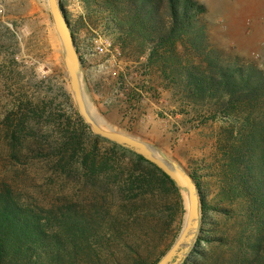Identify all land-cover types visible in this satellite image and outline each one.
<instances>
[{"label":"rangeland","instance_id":"374dc122","mask_svg":"<svg viewBox=\"0 0 264 264\" xmlns=\"http://www.w3.org/2000/svg\"><path fill=\"white\" fill-rule=\"evenodd\" d=\"M99 1L106 0H59L70 22L91 107L104 121L105 128L135 136L165 153L194 173L209 200L215 196L213 203L229 209L227 214L209 212L215 225L204 224L200 215L196 237L180 264H246L251 255L245 256L237 248L236 232L243 230L247 202L240 196L230 201L227 195H224L225 201L218 200V171L229 158L225 152L238 141L235 135L239 126L244 124L257 132L260 129L264 139V106L236 109L230 117L218 112L215 118L206 119L211 115L209 104L188 97L181 80L185 76L174 71L178 65H172L170 60L173 54L158 49L157 54L152 55L153 63L148 66L149 47L144 51L136 50V41L132 43L134 47H121L118 35L105 28L107 22H103ZM125 1L119 0L118 4L127 15ZM197 1L206 9L199 16L205 25V37L198 42L201 48H208L224 60L240 58L264 66V0ZM99 36L111 40L121 67L143 68L148 94L142 103L137 100L130 120L114 113L112 107L104 110L99 105L101 96L96 93L95 83L104 78L110 81L106 72L99 71V63L104 60L96 49ZM185 46L191 47L189 43L177 44L176 54L188 59L186 63L183 61L185 64H198L201 61L198 50H189L186 54ZM50 103L60 106L70 117L79 114L48 4L46 0H0V179H8L18 191L30 197L34 195V199L45 206L54 198H66L88 208L92 205L94 187L89 177H85V168L77 163L63 171L54 169L53 163L62 154L52 147L62 141L63 132L54 122L49 124L44 118L38 120L33 115V111ZM17 126L22 127L21 131L15 132ZM259 143L261 150L252 151L251 161L264 154V140ZM99 144L102 148L111 146L105 140ZM243 154L246 155V151ZM244 171L252 180L257 178L253 169ZM256 206L261 210L255 218L264 221V205ZM207 235L226 242L201 240L198 248L208 254V260L192 250L197 237Z\"/></svg>","mask_w":264,"mask_h":264},{"label":"trees","instance_id":"16d2710c","mask_svg":"<svg viewBox=\"0 0 264 264\" xmlns=\"http://www.w3.org/2000/svg\"><path fill=\"white\" fill-rule=\"evenodd\" d=\"M118 2H98L105 28L118 35L123 48L134 47V41L138 42L136 50L149 47L148 66L158 49L173 54L170 60L178 65L174 71L185 76L181 80L188 97L209 104L211 115L206 119L215 118L218 112L230 117L236 109L264 106V66L240 58L224 60L200 47L205 25L199 16L206 10L204 4L197 0H126L128 13L124 15ZM186 43L191 46H185L186 54L198 50V64H185L188 59L176 54L177 44ZM33 115L54 122L63 132L62 141L52 147L62 154L53 163L54 169L63 171L79 163L94 187V197L88 208L66 198H54L45 206L34 195L18 191L8 179H0V264H157L182 228L186 211L182 189L133 150L95 135L77 113L70 117L50 103ZM21 128L17 126L15 132ZM260 133V129L239 126L238 141H232L235 145L225 152L229 158L218 171V200L225 201L227 195L230 201L240 196L247 202L243 230L236 232L237 248L251 255L246 264H264V221L255 218L261 210L256 205H264V154L251 161L252 151L261 150L259 142L264 139ZM102 140L111 146L102 148ZM250 169L255 180L244 171ZM190 174L198 188L202 222L215 225L209 212L227 214L229 209L213 203L215 196L209 200L198 178ZM214 239L226 243L213 235L198 236L192 250L208 260L199 243Z\"/></svg>","mask_w":264,"mask_h":264},{"label":"water","instance_id":"95a60500","mask_svg":"<svg viewBox=\"0 0 264 264\" xmlns=\"http://www.w3.org/2000/svg\"><path fill=\"white\" fill-rule=\"evenodd\" d=\"M46 2L62 45L64 64L69 77L70 87L82 119L95 135L133 150L159 167L182 189L186 209L182 228L174 243L157 262V264H180L191 247L200 225V198L193 176L177 161L171 159L152 145L130 134L105 128L101 125L98 118L99 115L88 106V104H91V100L87 84H85L82 77L80 57L75 48L70 22L59 0H46Z\"/></svg>","mask_w":264,"mask_h":264},{"label":"built area","instance_id":"2783aa9c","mask_svg":"<svg viewBox=\"0 0 264 264\" xmlns=\"http://www.w3.org/2000/svg\"><path fill=\"white\" fill-rule=\"evenodd\" d=\"M99 50L104 60L99 63V71L108 74L106 78L95 83L96 93L101 96L99 105L106 110L112 107L114 113L130 120L135 112L137 100H146L148 91L147 81L144 79L143 68L132 65L121 67L118 52L108 37L99 36Z\"/></svg>","mask_w":264,"mask_h":264},{"label":"bare ground","instance_id":"6f19581e","mask_svg":"<svg viewBox=\"0 0 264 264\" xmlns=\"http://www.w3.org/2000/svg\"><path fill=\"white\" fill-rule=\"evenodd\" d=\"M87 101H88V99H87ZM88 103H89V101H88ZM88 106H89V108H90L92 111H94L90 104H88ZM94 113H95V112H94ZM97 116H98V115H97ZM98 118H99V122L101 123V125H102L103 127H106L104 121H103L99 116H98ZM158 154H159V153H158Z\"/></svg>","mask_w":264,"mask_h":264}]
</instances>
